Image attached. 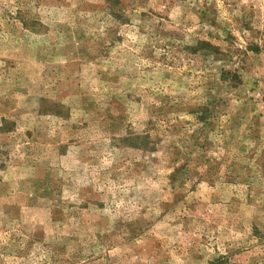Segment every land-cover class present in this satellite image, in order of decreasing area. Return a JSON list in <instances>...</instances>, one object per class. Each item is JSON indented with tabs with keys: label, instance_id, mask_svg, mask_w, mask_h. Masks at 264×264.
<instances>
[{
	"label": "rangeland",
	"instance_id": "1",
	"mask_svg": "<svg viewBox=\"0 0 264 264\" xmlns=\"http://www.w3.org/2000/svg\"><path fill=\"white\" fill-rule=\"evenodd\" d=\"M0 264H264V0H0Z\"/></svg>",
	"mask_w": 264,
	"mask_h": 264
}]
</instances>
